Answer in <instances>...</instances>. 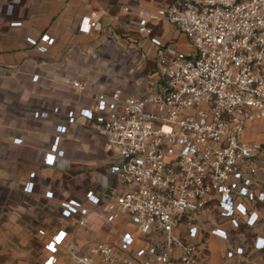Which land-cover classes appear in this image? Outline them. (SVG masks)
Returning <instances> with one entry per match:
<instances>
[{
	"label": "built area",
	"instance_id": "2783aa9c",
	"mask_svg": "<svg viewBox=\"0 0 264 264\" xmlns=\"http://www.w3.org/2000/svg\"><path fill=\"white\" fill-rule=\"evenodd\" d=\"M153 18L173 24L191 53L167 57L148 21L140 19L144 35L158 48L161 90L137 97L116 87L84 109L113 156L110 173L125 188L102 202L92 192L86 197L104 206L108 221L126 215L141 242L134 246L136 238L125 232L118 248L107 242L84 253L72 248L70 264H207L201 219L215 214L236 225V198L247 195L238 181L264 157L261 144L244 139L250 125L264 122V0H172ZM96 25L84 16L79 31L88 34ZM40 41L43 53L53 38L44 34ZM70 85L87 90L79 81ZM58 141L45 155L46 166L56 163ZM32 189L28 182L23 190ZM65 236L59 231L48 240L43 264H54ZM255 247L263 248L264 240Z\"/></svg>",
	"mask_w": 264,
	"mask_h": 264
},
{
	"label": "crops",
	"instance_id": "0c3cea01",
	"mask_svg": "<svg viewBox=\"0 0 264 264\" xmlns=\"http://www.w3.org/2000/svg\"><path fill=\"white\" fill-rule=\"evenodd\" d=\"M171 1L0 0V264H21L34 242L40 247L43 264L50 255L45 244L59 231L66 236L54 255V264H70L72 248L86 252L98 241V232L102 230L104 236L109 232L107 225L119 219L108 221L105 213L99 214L98 208L104 206L86 197L92 192L102 202L119 186L109 170L113 156L105 151L104 139L96 135L84 109L96 104L97 94L116 87L137 97L154 94L156 89L138 85L144 81L113 68L107 69L105 76L96 71V80L88 78L91 67L83 52L95 47L102 52L115 48V54V46L103 43L104 33L114 29L125 35L138 27L142 30L139 20L144 18L152 28L151 36L164 44H176L180 52L191 53L186 37L173 24L153 18L159 7ZM127 7L129 11L124 9ZM84 16L97 20L88 34L78 28ZM14 22L20 25L12 26ZM155 22L169 26L176 38H161V31L151 26ZM44 34L53 38V43L42 53L37 47L45 45L40 41ZM147 38L137 43L136 50L144 67H154L159 64L158 48ZM114 59L102 62L110 64ZM72 81L84 83L87 90L74 89ZM259 128L264 129V122L250 125L244 136ZM56 137V163L49 167L44 159L52 152ZM262 137L264 133L258 138ZM28 182L33 185L30 193L23 190ZM238 184L247 195L236 198L241 205V211L236 209V225L215 214L201 219L207 264H264V247H255L258 239L264 240V186L252 187L247 174ZM69 201H76V206ZM95 208L96 214L91 211ZM214 229L222 234H212ZM125 232L131 233L118 231L114 238L102 240L118 248L119 236ZM133 236L134 246L140 244V235Z\"/></svg>",
	"mask_w": 264,
	"mask_h": 264
},
{
	"label": "rangeland",
	"instance_id": "374dc122",
	"mask_svg": "<svg viewBox=\"0 0 264 264\" xmlns=\"http://www.w3.org/2000/svg\"><path fill=\"white\" fill-rule=\"evenodd\" d=\"M124 9L125 11H129L128 7ZM151 26L155 28L156 30L161 31V34H162L161 38L173 39V38H176L177 36L176 33L173 32L172 29L167 25H164V24L161 25L155 22V23H151ZM145 37H148V36L144 35L143 29L141 30L139 27L137 30L132 29V31H130L128 34H125V35L121 33H117V31L114 29L107 30L104 33V37L102 41L103 43L109 44L110 46H115L116 52L115 54L112 53L113 51H115V48H113V50L102 52L101 50L96 49V47L94 49H89V50L84 51L83 54L85 56L86 63L89 64L91 67L89 71L90 73L88 74V78L92 79L93 77H95L94 80H96V71L97 72L101 71V75L105 76L108 71L107 69L113 68L117 72H119L120 70L127 71L128 74L129 73L132 74V77L134 79L144 81V83H142L141 81H138L137 82L138 85H144L148 89L149 87H153L156 89L155 92L160 91L161 86H162V74H161V69H160L159 64L158 65L155 64L154 67L153 66L144 67V62H141L139 60V54H138V51L136 50L137 43L145 40ZM147 39H149V37ZM157 39L162 43L161 49L167 57H169L170 55L174 53L180 52V50H176L177 49L176 44L171 46L170 43L164 44L162 40H160L159 38ZM107 52H109L110 55ZM113 58L115 59L111 61L110 64L108 62H102L104 59L112 60ZM123 59H128V60L126 62ZM102 67H104V69L100 70V68ZM157 84H158V87H157ZM153 88H151V90ZM88 90L91 91V88H88ZM261 133H264L263 128H259L258 130L249 132L248 135L244 136V139L246 141L249 140V141L254 142L256 140L258 141L260 140L261 142H263L264 137L258 138ZM260 144H261V147L264 149V143H260ZM261 158H262L261 161L260 160L256 161L253 164V167L255 168L254 173H251L249 172L248 169H246L247 174L250 175L252 179V183H253L251 185L252 187L258 186V185L264 186V157H261ZM110 162L111 161H109V164ZM116 183H117V180H116ZM117 189L118 190L116 193H121L125 191V188H123L122 186H119ZM98 210L99 212L101 211L99 214H103L104 216V213H105L104 209L98 208ZM91 211L96 214V208ZM118 218L119 219H117L115 222L107 225V227L109 228V232L104 234V236H103L104 232L100 230L97 234L96 240L101 242L103 241L102 240L103 237L114 238L115 232L123 231V230H129L135 236H138L135 230V226L131 223L129 219H127L125 215L122 216L119 214ZM139 239H140V236L138 237V240ZM98 241H96V243ZM103 242L110 243L116 247L115 243H112L109 241H103ZM29 252H30V255L29 257H27V259L23 257L21 258V264H40L41 252H40V247L38 246L36 242L30 243Z\"/></svg>",
	"mask_w": 264,
	"mask_h": 264
}]
</instances>
